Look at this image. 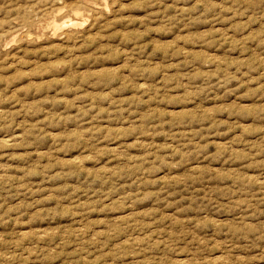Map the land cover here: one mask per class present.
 <instances>
[{
    "label": "rangeland",
    "instance_id": "obj_1",
    "mask_svg": "<svg viewBox=\"0 0 264 264\" xmlns=\"http://www.w3.org/2000/svg\"><path fill=\"white\" fill-rule=\"evenodd\" d=\"M0 264H264V0H0Z\"/></svg>",
    "mask_w": 264,
    "mask_h": 264
}]
</instances>
